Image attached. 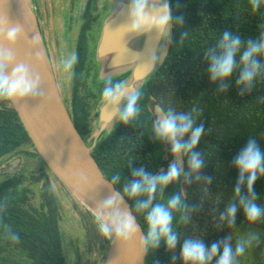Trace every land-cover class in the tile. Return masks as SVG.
Instances as JSON below:
<instances>
[{
    "label": "trees",
    "instance_id": "1",
    "mask_svg": "<svg viewBox=\"0 0 264 264\" xmlns=\"http://www.w3.org/2000/svg\"><path fill=\"white\" fill-rule=\"evenodd\" d=\"M168 2L173 20L166 61L138 91V115L128 123L121 121L92 152L110 181L113 176H120L114 184L131 203L146 234L145 218L151 206L138 211L136 205L138 201L147 200V195L129 197L123 188L139 179L133 175V170L143 168L146 173L156 175L169 168L165 159L168 144L156 139L154 134V106L160 104L165 112H192L196 124L204 125V133L194 149L204 161L199 170L200 179L196 173L184 178L180 175L178 180L162 189L158 187L152 202L153 205H166L174 195L180 196L181 206L172 210V228L178 235L177 245L168 249L161 240L158 248L148 250L146 264H184L181 247L189 238L201 239L210 249L213 243L231 237L229 243L233 248L239 226L264 230V216L254 223L245 218L235 193L239 171L233 164L250 138L255 139L264 151V80L258 77L251 90L238 86L236 81L241 68L237 67L224 81L227 87L221 91V83L210 78L206 55L225 30L241 38V51L249 39L258 41L264 32V0L255 11L250 0ZM177 17H183L182 24L177 22ZM85 19L76 50L74 94L69 110L80 134L88 141L93 131V120L99 117L96 108L102 101L103 89L122 84L130 73L94 82L90 87L85 85L86 76L95 69L96 57V52L93 53L87 44L88 31L95 21L91 4L87 7ZM184 33L186 35L182 39ZM257 59L264 60V57L258 56ZM7 103L0 108V161L25 153L39 157L45 169L38 175L25 170L6 172L0 179V264H68L63 243L62 204L52 183V175L58 179L38 153L18 112L13 106L9 107L11 100ZM187 138L184 137L185 140ZM28 147H33L36 154L27 150ZM172 156L170 153V159ZM184 159L187 173L188 157L185 154ZM162 167L166 169L161 171ZM253 189L255 202L264 208V176L258 177ZM240 195H248L246 178ZM230 203L237 204L235 223L231 226L220 219ZM75 204L80 208L77 201ZM86 215L94 218L89 211ZM95 225L93 238L105 250L109 240ZM222 248L221 243V251ZM218 257L219 253L208 264H216Z\"/></svg>",
    "mask_w": 264,
    "mask_h": 264
},
{
    "label": "clouds",
    "instance_id": "2",
    "mask_svg": "<svg viewBox=\"0 0 264 264\" xmlns=\"http://www.w3.org/2000/svg\"><path fill=\"white\" fill-rule=\"evenodd\" d=\"M160 0H129L128 3V22L125 25L127 32L135 34L139 32H151L157 36L163 35L169 28L173 20L171 6L167 2L160 3ZM252 9L258 10L261 7L262 0H250ZM177 22L182 24L183 17H177ZM186 33L182 34V39ZM19 29L12 27L5 31L0 29V38L9 47H13L18 39ZM241 38L233 35L232 32L225 30L220 36L215 47L206 53L209 60L208 71L212 81H219L222 85L221 91L225 90L227 85L224 81L228 80L237 67L241 68L237 85L251 90L257 78L264 80V60H258L257 57H264V32L258 41L249 39L247 46L243 47ZM239 55V65L237 64V54ZM77 62V55L72 53L66 59L61 61L65 72L73 69ZM11 68V72L6 69ZM39 76H34L29 67L24 63H14V57L11 52L0 51V100H11L13 102L23 100L34 94L39 84ZM124 89L121 84L115 87L106 86L102 91V99L108 103L118 102L124 95ZM243 92H241V95ZM140 97L139 92L134 91L129 97L124 110L120 113V118L124 123H128L138 115L137 101ZM161 111H163L161 109ZM204 133V125L196 124L192 112H173L167 111L162 118L157 119L154 124L155 138L160 141H167L171 144V152L179 157L181 153L188 157L189 172L186 177L196 173L197 179H200L199 170L203 167L204 161L201 154L194 151L199 144ZM188 138L185 140L184 137ZM234 166L239 171L238 181L235 193L239 197V204L243 207L247 221L254 223L264 216V208H261L255 201L256 195L253 186L258 177L264 176V151L260 149L255 139H249L245 147L240 151L233 161ZM133 175L139 179L133 180L131 184H126L123 192L129 197H138L147 195V200L138 201L136 208L138 211L149 209L146 215L147 232L146 235L139 237V246L143 252L149 249H155L160 246L161 240L164 241L168 249H174L178 242V235L172 228L173 215L172 210L181 206L179 195L171 197L167 204H152L157 192L169 183L179 179L181 167L173 162L166 172H160L156 175H150L143 168L133 170ZM247 185V196H241V186ZM210 181L211 177H207ZM120 180L117 174L112 177V183ZM123 198L119 193L113 192L111 196L99 202L97 207L101 210V215L96 217L100 234L112 239L115 236L116 242L127 244L137 237L139 227L135 216L127 211L121 212L119 204ZM117 207L114 209L113 206ZM111 210V211H106ZM237 204L230 203L220 219L226 220L231 226L235 223ZM187 217H185V220ZM226 238L220 243H213L211 248L205 247L203 241L199 238H189L184 241L181 247V258L184 264H208L214 257H217L216 264H238L237 257L243 255L246 251V245L251 247L253 241H258L255 233L250 234L244 239L238 240L235 250L231 247ZM221 243L223 248L221 251Z\"/></svg>",
    "mask_w": 264,
    "mask_h": 264
},
{
    "label": "water",
    "instance_id": "3",
    "mask_svg": "<svg viewBox=\"0 0 264 264\" xmlns=\"http://www.w3.org/2000/svg\"><path fill=\"white\" fill-rule=\"evenodd\" d=\"M163 2L169 3L168 0ZM163 2L160 1V3ZM33 16L37 19L35 30L40 42L42 35L35 12ZM127 22L128 3L124 4L119 13L105 24L96 53L97 59L103 61L105 70L121 71L125 68L131 70L130 76L121 84L125 90L121 99L115 103L106 102L99 109V120L102 127L106 126L108 133H111L122 121L120 113L126 107L128 97L134 91L138 92L151 75L164 64L170 51V25L163 35L157 36L147 31L129 33L125 29ZM12 27L19 29L17 41L13 47L9 48L0 38V51L11 52L14 63L26 64L30 72L34 76H39L40 79L34 94L23 100L11 101L38 153L95 219L101 215V210L97 207L98 203L111 196L113 192L119 193L123 198V202L119 204L120 211H127L135 216L139 227L137 237L127 244L116 242L115 236L108 239V252L103 264H146L148 251L143 252L139 246V237L146 235L145 231L133 212L131 203L106 177L93 156V149L99 142L97 143L96 140V144L91 146L82 137L56 85L49 61L40 48V44L38 43L37 51H35L16 24L7 0H0V29H3L6 34V31ZM161 45H163L162 48ZM39 56L42 57V61ZM6 72L10 73L11 68L6 69ZM153 113L157 120L166 112L160 104H156ZM167 144L165 159L170 165L173 162L178 163L184 178V154L181 153L179 157L172 154L170 159L171 144L168 142ZM19 162L20 158L11 162L8 172L15 173ZM165 169L166 167H162L161 171ZM116 207V205L113 206L114 209Z\"/></svg>",
    "mask_w": 264,
    "mask_h": 264
},
{
    "label": "rangeland",
    "instance_id": "4",
    "mask_svg": "<svg viewBox=\"0 0 264 264\" xmlns=\"http://www.w3.org/2000/svg\"><path fill=\"white\" fill-rule=\"evenodd\" d=\"M85 1L35 0L36 11L34 12L38 18V25L42 35L41 43L39 42L40 48L47 56L56 85L60 90L65 104L70 109L74 94L73 78L75 65L71 71L65 72L62 68L61 61L72 53L76 54L77 36L83 22L82 11ZM160 1L163 2L164 0ZM94 2H98L100 7L104 5V8L99 11V22L95 25V38L98 41L105 24L116 16L123 5L129 3V0H94ZM91 50L93 53L96 52V43H93ZM94 62L95 69L85 78V85L88 87L93 85L94 82L106 81L123 70V72L128 71L127 68L121 71L105 70L103 61L98 60L97 56L94 58ZM104 103L106 101L102 100L99 109ZM6 104H8L6 99L0 100V108ZM11 106H13L12 102L9 104V107ZM105 127H102L99 119L94 122L92 134L88 139V143L91 146L96 144V140L98 143L108 134L107 128ZM26 149L36 154V150L33 147ZM16 158H20V162L15 169L17 172L25 170L38 175L41 170L45 169L39 157L22 153L13 158H6L0 161V179L11 168L10 163ZM52 174L54 173L52 172ZM56 178L58 179L57 176ZM52 183L62 204V232L67 263L103 264L107 257L108 247L105 250L102 249L100 243L96 242V239L93 238L92 228L95 224L96 228H98L97 221L93 217L86 215L87 208L59 179L56 180L53 175ZM76 201L80 204V208L75 204ZM253 233L257 235L258 241H253L251 247L245 246V253L236 258L239 264H264V230L262 229L248 225L239 226L236 231L233 250H235L238 240L244 239Z\"/></svg>",
    "mask_w": 264,
    "mask_h": 264
},
{
    "label": "bare ground",
    "instance_id": "5",
    "mask_svg": "<svg viewBox=\"0 0 264 264\" xmlns=\"http://www.w3.org/2000/svg\"><path fill=\"white\" fill-rule=\"evenodd\" d=\"M7 3L24 38L37 51L39 36L35 30V22H37V19L33 16V12L36 11L35 0H7ZM39 58L41 61L43 60L41 56Z\"/></svg>",
    "mask_w": 264,
    "mask_h": 264
},
{
    "label": "flooded vegetation",
    "instance_id": "6",
    "mask_svg": "<svg viewBox=\"0 0 264 264\" xmlns=\"http://www.w3.org/2000/svg\"><path fill=\"white\" fill-rule=\"evenodd\" d=\"M92 6V8H94V15H95V21L91 24V28L90 30L88 31V40H87V44H88V48L92 49V46H93V43H96V53H97V49H98V46H99V43L101 41V38H102V35H103V30H102V33H101V36H100V39L97 41L96 38H95V29H96V24L99 22V11L102 10L104 8V5L103 6H99L98 2H94V0H86L85 3H84V6H83V11H82V24L80 26V30H79V33H78V36H77V42H76V50H77V45H78V42H79V37H80V34H81V31L83 29V27L85 26L86 24V19H85V14H86V10H87V7L88 5ZM104 29V28H103ZM95 63V62H94ZM126 72H131V70L128 69V71ZM126 72H123L121 73L120 75L126 73ZM120 75H117V76H120ZM130 76V74H129ZM128 76V77H129ZM114 77V76H113ZM112 78V77H111ZM110 79V78H109ZM126 81V80H125ZM103 100V99H102ZM101 103V102H100ZM100 103L98 104L97 106V112L99 113V106H100ZM100 116V115H99ZM99 119V117L95 118L93 120V127H94V122ZM88 142V141H87ZM9 170V169H8ZM8 170L6 172H8Z\"/></svg>",
    "mask_w": 264,
    "mask_h": 264
}]
</instances>
